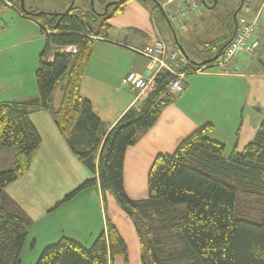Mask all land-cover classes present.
<instances>
[{
    "label": "trees",
    "instance_id": "trees-1",
    "mask_svg": "<svg viewBox=\"0 0 264 264\" xmlns=\"http://www.w3.org/2000/svg\"><path fill=\"white\" fill-rule=\"evenodd\" d=\"M116 1L118 3H108L106 14L99 13L98 18L94 16L100 21L97 32L89 24V15L84 11L75 12L77 8L73 5L67 12L54 14L51 21L48 16L52 13L43 12L36 16L42 24L41 32L46 35V45L35 73L39 96L0 102V146L16 148L12 167L0 170V264H21V252L29 236L31 220L28 216L6 209V188L29 171L41 147L42 137L31 119L33 112L39 109L53 110L55 124L71 150L94 173H98L103 197L106 189L114 187L120 201L137 206L125 194L126 153L139 141L142 132L157 123L164 108L184 94L177 98L167 92L176 75L162 69L150 94L135 99V104L122 114L112 129L100 134L102 120L92 100L81 94V87L95 54V43L109 38L112 18L135 0ZM138 1L145 5L150 1L152 5L147 6L152 8L156 19L158 14L162 15L164 23L176 33L177 40L172 45L175 48V44L183 46L169 14L160 8V2ZM4 2L2 0L1 4ZM198 2L200 6V0ZM241 4V9L235 11L237 19L234 14L227 18L225 34L208 42L214 51L208 59L224 53L234 37L239 18L242 15L248 18L249 5L245 0ZM243 5L248 7L246 12L242 10ZM18 11L21 12L19 8ZM186 23L188 31L190 24L187 20ZM67 46H76L77 50H66ZM176 50L180 55L178 71L183 73L205 71L215 66L220 58L202 64L203 61L190 57L185 49V56L178 48ZM65 74L66 82L60 88L61 100L58 106H54V92ZM213 129V123L205 124L182 140L173 153L160 152L153 160L148 174L149 198L142 208L145 212L150 210L162 216H173L171 220L178 213L174 233L187 247L180 253H164L161 238L153 237L149 251L157 264H264V222L256 223L236 216L239 190L233 184L239 183L242 192L264 196V118L254 139L242 150L235 146L228 156H225L226 144L209 135ZM97 182L96 177L86 181L64 201H71L83 189ZM125 251L124 237L108 221L107 231L101 233L90 247L72 237L62 236L44 248L37 264H113L115 255Z\"/></svg>",
    "mask_w": 264,
    "mask_h": 264
},
{
    "label": "rangeland",
    "instance_id": "rangeland-1",
    "mask_svg": "<svg viewBox=\"0 0 264 264\" xmlns=\"http://www.w3.org/2000/svg\"><path fill=\"white\" fill-rule=\"evenodd\" d=\"M111 1L116 0H25V7L28 11L32 10L36 13H52L48 16V21H51L54 14L67 12L73 5L77 8L75 12L84 11L89 15V24L97 32L100 28V21L97 19L100 17L99 13L104 12ZM158 1L165 2V0ZM147 2L146 5H152L150 1ZM241 2L242 0H200L197 11L203 13L200 23L205 28L204 31L196 30L195 27L184 31L180 27V21L173 22L182 40L183 48L190 57L193 55L202 62L214 54L208 42L221 38L225 34V22L230 15L235 14ZM21 7L22 0H5L0 5V102L25 100L39 92L35 73L39 67L40 55L46 45V35L41 32L40 25L42 24L36 19L37 17H32ZM260 7L259 26H264V4L257 5V10ZM94 16L97 18L94 19ZM157 20L161 28L166 30L168 42L175 43V34L169 24L164 23L162 15L158 14ZM134 35V45L146 42L142 31H134ZM175 46L178 48L177 44ZM135 47L140 48V46ZM135 47L129 46L127 51H123L124 58L128 57L131 64L136 62V58H141L140 50ZM118 53L123 58L122 49H118ZM96 56L98 53H95ZM90 66L87 69L88 75L85 74L86 81H84L85 76L83 78L84 85L82 84L81 94L90 95L92 99L94 97L95 107L105 117L100 129V134L103 135L105 122L111 119L115 108L121 106L131 94L128 93L130 90L127 87L121 89L120 85L117 88L114 84L104 85L98 79H93V68L90 69ZM66 77L67 74L64 75L62 82L58 84L54 92V106L59 105L62 96L60 88L61 84L66 82L64 80ZM177 102L181 100L173 103ZM182 105L186 107L185 103ZM214 136L218 137V131ZM169 140L167 138L165 142L169 144ZM152 143L156 144L155 141L151 142L145 149L152 146ZM165 147L167 151L171 150L170 147ZM175 150L168 153H173ZM147 152L151 153V151ZM229 152H231L230 149L226 150L225 156H228ZM148 153L129 151L125 163V194L135 201L136 207L125 200L120 201L117 196L119 194L114 187L106 189L103 197L100 185L93 184L83 189L71 203L67 202L60 209L61 217L56 214L45 216L41 214L42 216L37 220L33 218L35 222L31 225L29 237L21 252V264H37L44 248L64 235L74 237L86 247H90L101 233L107 231L108 221L119 229L127 244V251L116 254L113 264H157L149 251L150 240H153V237L161 238L164 253L185 251L186 244L174 233L177 230L174 224L178 222V213H175L174 219L171 220L173 216H162L150 210L145 212L142 208L144 201L149 198L148 174L156 156L150 157ZM15 156V147L0 146V170L11 168ZM94 175L93 172V178ZM233 184L239 190L235 205L236 216L263 223L264 196L242 192L239 183L233 182ZM33 241L34 244H32Z\"/></svg>",
    "mask_w": 264,
    "mask_h": 264
},
{
    "label": "crops",
    "instance_id": "crops-1",
    "mask_svg": "<svg viewBox=\"0 0 264 264\" xmlns=\"http://www.w3.org/2000/svg\"><path fill=\"white\" fill-rule=\"evenodd\" d=\"M160 3L163 10L170 14L177 7L178 0L171 2L165 0L164 3ZM245 4L249 5L248 18L258 17L259 21L261 7L257 10V5H263L264 0H245ZM202 16V11L190 12L187 19L190 28L195 27L196 30L204 31L205 28L200 23ZM111 24L113 27L109 38L97 40L95 43V53H98V56L95 57L94 54L93 63L91 61L89 66L90 69L93 68V79H98L104 85L114 84L117 88L120 85L121 89L127 87L131 96L126 98L121 106L115 108L111 119L105 122L103 135L108 133L122 114L135 104L138 91L124 85L123 79L132 70H139L147 77L156 70V67L153 68V64H150L142 53L145 47L152 39L163 36L169 48L176 49L168 42V34L161 28L152 8L141 1L135 0L125 6L121 14L112 18ZM134 31L144 33L146 40L144 44L142 42L139 45L133 44ZM257 36L260 41L257 50L253 54H239L226 71L215 65L205 71L185 72L186 93L178 99L181 102L171 103L164 108L157 123L149 130L142 132L139 141L131 146V150L129 147L125 163L129 151L132 150L145 154L151 151L148 153L150 157L160 152H171L193 131L207 123L214 124V129L209 132V135L224 142L226 150L232 151L235 146L242 150L250 143L264 118V26H259ZM129 46H140L135 48L140 50L141 58H136L133 64L128 61V57L125 59L123 54ZM67 48L77 50L76 46H67L65 49ZM118 49H122L123 58L119 56ZM191 56L196 59L193 55ZM185 63L181 64V67ZM86 79L85 76L84 81ZM38 96L39 92H36L27 99ZM85 96L90 97V95ZM92 102L96 113L103 121L105 117L95 107L94 97ZM182 103H185L186 107ZM31 119L42 137V144L29 171L6 188L8 198L5 205L11 213L26 214L32 225L42 216L41 214L44 216L56 214L61 217L60 209L67 203L64 201L67 195L86 181L93 179V171L76 156L63 138L55 124L52 109H39L33 112ZM216 131H218V137L214 136ZM167 138L170 139L169 144L165 142ZM154 141L158 145L152 143V146L145 149ZM165 146L170 147L171 150L167 151ZM125 171L124 164V174ZM94 177L98 179L97 183L100 185L98 173H95ZM79 193L68 202L71 203Z\"/></svg>",
    "mask_w": 264,
    "mask_h": 264
},
{
    "label": "built area",
    "instance_id": "built-area-1",
    "mask_svg": "<svg viewBox=\"0 0 264 264\" xmlns=\"http://www.w3.org/2000/svg\"><path fill=\"white\" fill-rule=\"evenodd\" d=\"M169 1L171 2L172 0ZM198 9V0H178L177 7L169 16L172 21H180L182 23L180 26L181 29L186 31L188 29L186 20L190 12L197 11ZM242 10L246 12L248 7L243 5ZM258 30V17L249 19L242 15L237 22L236 34L215 65L219 66L223 71H226L229 68V64L239 54H253L260 46V41L257 36ZM66 50L69 49L67 48ZM143 53L148 57L149 63L153 64V68L156 67L154 73L147 77L139 70H132L123 79L124 85L138 91L136 99L146 98L150 94L155 86V78L162 69L169 70L176 75V79L169 85L167 92L176 95L177 98L182 96L185 92L183 82L185 73L178 71L179 51L170 49L162 38L156 37L145 47Z\"/></svg>",
    "mask_w": 264,
    "mask_h": 264
},
{
    "label": "water",
    "instance_id": "water-1",
    "mask_svg": "<svg viewBox=\"0 0 264 264\" xmlns=\"http://www.w3.org/2000/svg\"><path fill=\"white\" fill-rule=\"evenodd\" d=\"M202 1H204V0H202ZM1 3H2V0H0V5H1ZM113 3H118V1H114ZM159 4H160V8L163 10L162 4H161V3H159ZM241 5H242V4H241ZM108 6H109V4H107L105 12H104V13H100L101 15L107 13V8H108ZM21 8H22L24 11H26L28 14H30V15L32 14L34 17L39 16V15H41V13H43V12L32 13V12L28 11V10L26 9V7H25V0H22V7H21ZM240 9H241V6L239 7V10H240ZM234 18H235V20L237 19V15H236V13L234 14ZM236 31H237V26H236V29H235V33H234V35L236 34ZM174 34H175V37H176V33H174ZM176 38H177V37H176ZM232 39H233V38H232ZM232 39H231L229 42H231ZM176 40H177V39H176ZM227 44H228V43H227ZM227 44H225V45L223 46L222 49H224L225 46H226ZM177 45H178V48H179V50L181 51V53L185 56L186 52H185L183 46H181V45H179V44H177ZM219 56H220V54H217V55L214 56L213 58L203 61L202 64H210V63L216 61V60L219 58Z\"/></svg>",
    "mask_w": 264,
    "mask_h": 264
}]
</instances>
